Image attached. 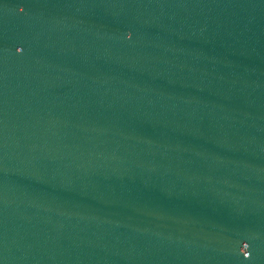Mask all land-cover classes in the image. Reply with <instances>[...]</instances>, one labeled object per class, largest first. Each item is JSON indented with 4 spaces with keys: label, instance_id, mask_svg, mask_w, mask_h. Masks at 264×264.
Wrapping results in <instances>:
<instances>
[{
    "label": "water",
    "instance_id": "obj_1",
    "mask_svg": "<svg viewBox=\"0 0 264 264\" xmlns=\"http://www.w3.org/2000/svg\"><path fill=\"white\" fill-rule=\"evenodd\" d=\"M0 264H264V0H0Z\"/></svg>",
    "mask_w": 264,
    "mask_h": 264
}]
</instances>
